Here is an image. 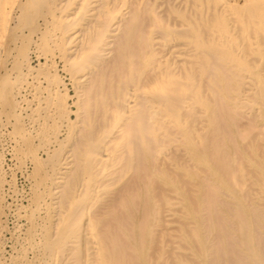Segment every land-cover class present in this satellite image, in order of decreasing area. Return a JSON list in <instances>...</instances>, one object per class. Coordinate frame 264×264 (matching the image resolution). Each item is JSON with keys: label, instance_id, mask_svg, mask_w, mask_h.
<instances>
[{"label": "bare ground", "instance_id": "obj_1", "mask_svg": "<svg viewBox=\"0 0 264 264\" xmlns=\"http://www.w3.org/2000/svg\"><path fill=\"white\" fill-rule=\"evenodd\" d=\"M0 264H264V0H0Z\"/></svg>", "mask_w": 264, "mask_h": 264}, {"label": "rangeland", "instance_id": "obj_2", "mask_svg": "<svg viewBox=\"0 0 264 264\" xmlns=\"http://www.w3.org/2000/svg\"><path fill=\"white\" fill-rule=\"evenodd\" d=\"M10 162V163H9ZM11 159H10V157L7 155L6 156V158H5V166H7L8 167V165L9 164H11ZM16 179H15V184H16V186L20 189V188H23L24 186H25V181H24V179L20 176V175H16V177H15ZM20 185H22V186H20ZM7 200H8V198H7ZM138 215V214H137Z\"/></svg>", "mask_w": 264, "mask_h": 264}]
</instances>
